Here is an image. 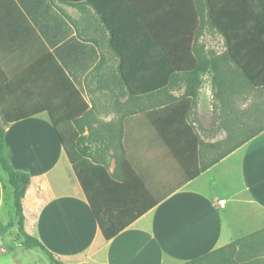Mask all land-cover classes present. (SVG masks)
I'll return each instance as SVG.
<instances>
[{"label": "crops", "instance_id": "obj_1", "mask_svg": "<svg viewBox=\"0 0 264 264\" xmlns=\"http://www.w3.org/2000/svg\"><path fill=\"white\" fill-rule=\"evenodd\" d=\"M125 1L160 49L179 29L176 16L195 9V0ZM208 43L196 40L193 48L170 59L172 74L155 62L142 74L155 89L132 95L121 80L109 33L91 6L0 0V119L7 160L30 176L23 200L25 231L56 260L79 264L87 256L90 264H180L264 228L259 216L264 214V87H251L224 60V40L218 52L209 50ZM212 62L230 82L219 95L211 84ZM65 76L86 101L83 113ZM161 80L165 83L159 87ZM192 91L196 99L187 120L199 140L200 166L212 158L209 143L218 133L225 135L227 129L231 144L245 143L186 181L163 140L173 146L178 140L174 108H169ZM50 112L61 126L72 128L77 162L102 166L122 184L130 175L121 196L125 200L120 194L116 201L157 202L109 241L94 219ZM4 113L30 117L5 124ZM215 114L216 121L209 123ZM241 134L246 136L240 139ZM7 184L0 167V227L8 219ZM220 200L225 203L219 205ZM241 212L246 215L240 217Z\"/></svg>", "mask_w": 264, "mask_h": 264}, {"label": "trees", "instance_id": "obj_2", "mask_svg": "<svg viewBox=\"0 0 264 264\" xmlns=\"http://www.w3.org/2000/svg\"><path fill=\"white\" fill-rule=\"evenodd\" d=\"M65 1L73 5L85 3L97 12L109 33V46L119 58L121 80L132 95L147 93L155 89V86L151 87L153 80L142 75L144 72L151 71L156 65L155 62L158 61L157 65L162 71L172 74L169 60L178 57L192 46L194 47L192 43L199 37L205 8L209 23L223 36L226 47L224 60L228 61L251 87H264V0H195L193 12L184 16H176L175 20L178 22L177 28L179 29L173 32L170 38L173 40L168 43L164 42L161 49L153 44L150 35L125 0ZM211 66V70L214 71L211 84L219 95L221 87L230 82L226 76L219 73L220 70L215 67V63L212 62ZM195 73L188 75L193 76ZM65 78L75 97L78 98L80 113H83L87 109L86 101L66 76ZM163 81L165 80H161L158 84L159 87L165 83ZM195 99L196 94L193 91L187 92L184 100L169 108L171 110L174 108L172 121L176 126L178 140L174 146L171 142L163 140L167 150L180 164L186 181L195 179L202 171L218 163L245 143V141L234 143L231 148L209 159L207 163L203 161L200 166L197 150L199 140L187 120ZM50 114L56 134L73 165L94 219L103 238L109 241L154 207L157 202L116 201L115 198L117 199L120 194V197L126 194V182L130 180V175L126 174V181L122 184L115 181L102 166L94 165L87 160L77 162L71 150L72 128L61 126L53 112ZM148 116L152 118L153 113ZM28 117L30 116L26 114L16 117H9L5 113L2 115L5 124ZM254 135H250L247 139ZM0 167L8 176L17 218V230L24 239L25 247L28 250L37 248L45 253L54 264H63L56 260L37 238L29 235L24 229L23 200L30 184V176L14 170L8 163L3 126H0ZM144 192L142 195L146 196L148 193ZM109 194L113 198H108ZM121 199L125 200L124 197ZM261 234L263 232L236 240L184 264H246L239 258L231 259L230 253L233 251L234 254V249H238L239 246L250 245L251 241Z\"/></svg>", "mask_w": 264, "mask_h": 264}, {"label": "rangeland", "instance_id": "obj_3", "mask_svg": "<svg viewBox=\"0 0 264 264\" xmlns=\"http://www.w3.org/2000/svg\"><path fill=\"white\" fill-rule=\"evenodd\" d=\"M204 17L201 23V31L197 40H208L210 43L208 48L209 50H213L215 52L220 51L223 46L220 45V42L223 39V36L218 32L216 28H214L208 21L206 17V8L204 9ZM190 25V24H187ZM173 39H166V42H170ZM220 41V42H217ZM204 49V47H202ZM216 98L212 102L215 106ZM215 113V109H214ZM210 116V115H209ZM216 121V114L209 117V123H213ZM2 120L0 119V126H3ZM4 127V126H3ZM212 132H215L212 131ZM218 133L215 138L214 143H209V148L212 153V158L217 155L223 153L225 150L231 148L233 144L229 143L228 140V131ZM246 135L241 134L240 139L244 138ZM207 146V145H206ZM205 146V148H206ZM211 159V157H210ZM222 171H220L221 173ZM6 213H8V219L6 224L0 227V264H54L50 258L35 248L32 250H28L25 247L24 239L20 235L17 230V218L15 217V210L13 207V198H12V189L9 184L6 185ZM240 217H244L246 214L241 212ZM259 216L264 220V214H259ZM25 229V228H24ZM263 232L259 237L255 240L251 241V244L248 246H242L238 249H234L230 253L231 259L239 258V260L244 261L246 264H264V228L257 230L254 233L249 235L237 236L233 240H231L228 244L221 246L220 248L227 246L233 243L236 240L242 239L244 237L250 236L252 234ZM219 249V248H218ZM217 250V249H216ZM238 253V256H237ZM87 256L83 257L78 261L79 264H90L86 261ZM77 263V262H75ZM184 264V263H180ZM204 264V263H203Z\"/></svg>", "mask_w": 264, "mask_h": 264}, {"label": "built area", "instance_id": "obj_4", "mask_svg": "<svg viewBox=\"0 0 264 264\" xmlns=\"http://www.w3.org/2000/svg\"><path fill=\"white\" fill-rule=\"evenodd\" d=\"M224 203H225V200H220V201L218 202L219 205L224 204Z\"/></svg>", "mask_w": 264, "mask_h": 264}]
</instances>
